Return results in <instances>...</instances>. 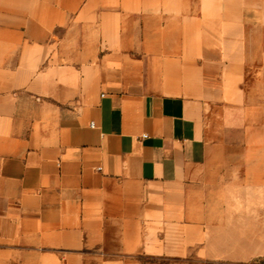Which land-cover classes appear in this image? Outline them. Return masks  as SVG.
<instances>
[{
  "label": "crops",
  "instance_id": "crops-1",
  "mask_svg": "<svg viewBox=\"0 0 264 264\" xmlns=\"http://www.w3.org/2000/svg\"><path fill=\"white\" fill-rule=\"evenodd\" d=\"M0 264H264V0H0Z\"/></svg>",
  "mask_w": 264,
  "mask_h": 264
},
{
  "label": "rangeland",
  "instance_id": "rangeland-1",
  "mask_svg": "<svg viewBox=\"0 0 264 264\" xmlns=\"http://www.w3.org/2000/svg\"><path fill=\"white\" fill-rule=\"evenodd\" d=\"M223 178H225V177H223L222 175H218V176L213 177V179L215 180L214 182H216V183H221ZM253 262L254 261H251V263H253Z\"/></svg>",
  "mask_w": 264,
  "mask_h": 264
},
{
  "label": "built area",
  "instance_id": "built-area-1",
  "mask_svg": "<svg viewBox=\"0 0 264 264\" xmlns=\"http://www.w3.org/2000/svg\"><path fill=\"white\" fill-rule=\"evenodd\" d=\"M90 125H91L92 127H94V126H95V122H94V121H91ZM143 136H145V135H143Z\"/></svg>",
  "mask_w": 264,
  "mask_h": 264
}]
</instances>
